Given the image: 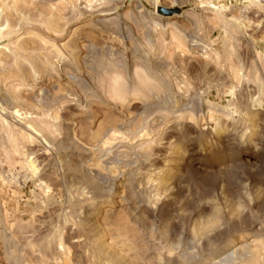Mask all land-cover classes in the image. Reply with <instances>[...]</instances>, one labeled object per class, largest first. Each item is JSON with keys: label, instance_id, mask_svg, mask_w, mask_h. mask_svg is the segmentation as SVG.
<instances>
[{"label": "rangeland", "instance_id": "rangeland-1", "mask_svg": "<svg viewBox=\"0 0 264 264\" xmlns=\"http://www.w3.org/2000/svg\"><path fill=\"white\" fill-rule=\"evenodd\" d=\"M0 264H264V0H0Z\"/></svg>", "mask_w": 264, "mask_h": 264}, {"label": "water", "instance_id": "water-1", "mask_svg": "<svg viewBox=\"0 0 264 264\" xmlns=\"http://www.w3.org/2000/svg\"><path fill=\"white\" fill-rule=\"evenodd\" d=\"M166 13H168V12H166Z\"/></svg>", "mask_w": 264, "mask_h": 264}]
</instances>
